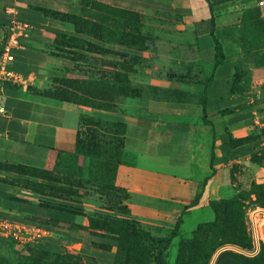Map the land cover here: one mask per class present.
Segmentation results:
<instances>
[{
    "label": "crops",
    "instance_id": "0c3cea01",
    "mask_svg": "<svg viewBox=\"0 0 264 264\" xmlns=\"http://www.w3.org/2000/svg\"><path fill=\"white\" fill-rule=\"evenodd\" d=\"M258 1L0 0V107L4 110L0 112V163L53 170L61 153H74L81 118L118 122L122 125L121 149L128 158L116 165L113 184L128 195L123 201L125 216L164 221L173 216L164 209L166 202L188 205L197 196L198 205L206 203L230 183L232 166H249V157L264 143L241 140L260 125L264 114V65L256 64L255 54L261 51L256 48L257 35L248 33L243 50L238 31L239 17L248 8L258 13L251 14L247 22L260 19L264 26V0L261 5ZM92 3L177 22L175 31L159 32L160 45L171 50L173 39L187 41L191 58L182 68L170 67L160 76L147 77V70L138 75L146 81L133 107L126 111L92 108L39 94L36 90L42 83L65 68L66 77H85L69 71L81 63V57L94 59L98 65L109 60L118 66L145 55L144 49L132 43L104 41L101 31L76 30L59 15L89 20L96 28L102 21ZM13 38L15 43L8 48L11 59L6 60L3 46ZM126 74L137 76L131 70ZM117 98L109 101H132ZM74 163L80 166L81 158L77 156ZM14 177L15 172L0 169V178L24 183ZM7 194L17 200L6 199ZM87 197L66 194L62 200L82 207L83 213L108 211L120 216L113 209L90 203ZM55 204L54 194L0 182V214L24 221L35 215L49 224L46 235L28 242L56 238L51 235L55 226L65 234L59 241L66 251L91 264H112L115 245L109 251L99 250L83 229L68 236L69 224L53 226L48 221L56 214ZM72 222L88 224L82 214L75 215ZM69 237L76 241L66 244ZM94 241L111 242L107 237Z\"/></svg>",
    "mask_w": 264,
    "mask_h": 264
},
{
    "label": "rangeland",
    "instance_id": "374dc122",
    "mask_svg": "<svg viewBox=\"0 0 264 264\" xmlns=\"http://www.w3.org/2000/svg\"><path fill=\"white\" fill-rule=\"evenodd\" d=\"M100 9L102 12L99 17L103 20H112L113 25L117 23L119 27H122L127 33L123 38L128 39L138 48L144 49L145 55L142 58L131 57L118 66L112 65L109 60H103L102 64L98 65L94 59L81 57V63H76L69 71L73 74L81 73L85 77H66L65 68L59 75L44 81L38 89L59 94L63 90L66 92L65 98L69 96L73 99H84L88 103L116 99V97L120 100L132 99L129 102L121 101L120 104L113 103L121 111H126L128 106L133 107V101L142 91V83L146 81V78H140L138 75L145 74L144 72L147 70V77L160 76L170 67L172 69L179 68V66L182 68L183 64L191 58L190 44L187 41L182 43L181 39H173L171 50H166L164 46L160 45L159 32L162 30L175 31V27L179 25L177 22L154 16ZM211 24L213 25V17ZM260 41L264 42V37L261 35ZM128 70L135 72L137 76H126L125 71ZM105 92L109 93L111 97L104 96ZM263 126L264 114L260 118V125L253 132H260ZM121 132V126L103 121L97 122L89 118L84 119L80 125L78 136L83 144L89 143L90 145L86 153L79 156L81 158L80 166H75L72 157L66 159V156H63L50 171L39 168L18 169L35 190L48 189L51 191V188H54L55 194L57 192L66 194V191L68 193L72 191L73 194H88L86 200L90 203L113 209L124 215L126 211L123 209V201L128 198V195L120 189L112 188L109 181L114 165L128 158V155L121 149ZM258 152L249 157V166H245L244 169L242 168L244 165L239 167L233 165L230 183L224 185L219 194L208 199L202 205H198L197 201L188 205L166 202L163 207L172 212L173 216L164 221L139 220L134 216H125L124 230L120 232L121 250L118 264H124L126 260L128 264H137L147 255L149 261L143 264H175L179 259L186 261L183 264H194L192 261L194 250L184 249L182 242L190 241V246L195 249L197 228L204 223L213 221L220 213L219 202L226 200H236L240 203V208L243 211L242 222L248 232L247 214L252 210H257V207L261 208L254 201L251 193L252 182L264 184V167L260 164L264 157V150ZM66 162H68L67 167ZM251 164L253 168H250ZM103 166L107 169L106 174L102 170ZM92 167L93 169H91ZM67 173L69 175L66 176ZM254 214L258 220L257 231H261L264 229V216L258 212ZM224 246L233 247V245L226 244L220 249ZM145 247L149 250L146 251ZM158 248L161 249L159 253H157ZM220 249L212 254L208 264L213 263L215 255ZM126 251L128 255H125ZM52 261V257H40L31 252L24 242L13 241V243H4L0 246V264H50ZM54 262L53 264H66L60 263L59 260ZM67 264L70 262L68 261ZM80 264L91 263L81 259Z\"/></svg>",
    "mask_w": 264,
    "mask_h": 264
},
{
    "label": "trees",
    "instance_id": "16d2710c",
    "mask_svg": "<svg viewBox=\"0 0 264 264\" xmlns=\"http://www.w3.org/2000/svg\"><path fill=\"white\" fill-rule=\"evenodd\" d=\"M91 7L96 9L98 19H99L100 12H102V9L100 8H105L108 10L122 12V13L134 14L132 12H127L124 10L112 8L104 4L92 3ZM256 10L257 9H254V8H248L244 10L241 16L239 17L240 25H239L238 31L240 29L241 32L240 31L239 32L242 34V37L239 42L241 43L242 48L244 50L247 45L246 41L249 36L248 33L252 34L256 32V35H257L256 43L258 45L256 48L261 49V51L255 54L256 64L264 65V42L260 41V35L264 37V26L261 23L260 19H257L256 21H253V22H247V19L249 18L251 14L258 13V10L257 11ZM52 13L54 14L56 12H52ZM59 15L63 18L65 17L66 21L71 22L72 25L76 28V30L83 31V32L85 31L88 34L89 33L93 34L94 31H101L102 38L104 41L107 39L109 40L113 39V41L117 43H131L128 39L123 38L124 35H127V33L124 32L123 28L119 27L117 23L113 25L112 20H103L100 18V21H102V23H99L100 25L97 23V27L94 28V23H92L89 20H84L82 18H79L74 15H70V14H66V16L65 14H59ZM252 35L254 36V34ZM217 49L219 50L218 46H217ZM36 91L41 95L54 98L57 101L71 102L75 104H83V105L90 106L92 108H100V109L115 108L121 111L120 108H117V105H114L112 102L109 101L110 99L99 100L97 103H88V101L84 99L78 100V99H73L69 96L65 98L66 92L63 90L60 92V94L53 93L51 91H44L40 89H37ZM105 93H106L105 95L104 94L102 95L111 97L109 93L107 92ZM87 118L93 119L91 117H87ZM87 118H81L80 123H82V121ZM95 121L98 122L99 120H95ZM104 123H108V122H104ZM112 124H115V123H112ZM115 125L122 127V125L118 122ZM255 129L256 128H254L250 134H248L245 138H242L241 140L242 141L263 140L264 141V126L262 130L258 133L253 132ZM78 131L76 132L74 153L66 154L65 152H63L59 155V160L62 159L63 156H66V159L68 158L71 159L72 157L75 162L77 156H80L86 153L88 146L90 144L82 143V141L80 140V137L78 136ZM120 142H121V137H120ZM261 150H264V143H263V146L261 147ZM261 150H258V151H261ZM254 153L255 152H253L252 154ZM260 164L262 167H264V157L260 161ZM67 165H68V162H66V167ZM116 165H114L111 171V174L109 176L110 185L112 186V188L120 189L122 192L126 194L123 188L115 186L113 184L114 169ZM18 168H36V167L0 163V169H4V171L6 172H9V171L15 172L14 178L20 179L21 181H24V183L20 184L19 182H14L12 180H6L2 178H0V182H2L5 185H19L23 188L32 189L34 191L48 192V193L54 194V196L56 197V204H55L56 214L54 216L50 215L48 217V219L50 220L48 221H50L53 226L57 222H66L67 224H69L70 227L67 229L68 231H66V235L68 236H70V232H73V231L76 232V230L83 229L86 232V235H87L86 238L90 241V243L93 246H95V248L99 250L109 251L111 245H115L116 250L114 252L112 264L119 263L120 261L119 255H120V250H121V245H120L121 233L120 232L124 230V224L126 223V220L124 219L126 218L125 215L122 214L121 216L120 214V216H115L113 213H109L108 211L106 212L101 211V212H96V213L95 212L83 213L82 207H77L73 205L72 202L70 201L62 200L63 197L66 198V194H73L74 192L70 191V193H68L66 191V194L65 193L59 194V192L55 194L54 188H51V191L48 189L35 190V188L30 184V182L23 177V174ZM102 168H103L102 170L104 174H106L107 173L106 167L103 166ZM91 169H93V167ZM251 193L253 194L254 201L258 204V206L264 209V184L252 182ZM5 198L11 201L17 200V198L11 194L5 195ZM57 199L59 200L57 201ZM196 199H197V196L194 197V200L192 203H194ZM219 206H220V213L217 215V217L213 221L204 223L197 228L196 233H195V240L197 242L195 249L190 246L191 245L190 241L182 242V246L184 249L188 248V249L194 250V256H192V261H194V264H208L212 254L216 250L220 249L221 246L226 245V244L233 245L236 248L244 249V250H248L251 247L249 234L246 231L245 226L242 222L243 211L240 208V203H238L236 200H230V201L226 200V201L219 202ZM102 208H105V207H102ZM106 209H109V208H106ZM123 209L127 212L124 205H123ZM81 214L86 215L87 220H88L87 226H79L72 222L73 217L75 215H81ZM34 216L30 217L27 221H24V220H17L8 215L0 214V218H6V219H9L15 222L24 223L28 225H34V226L47 229V226L49 225V224L47 225V220H41V219L37 220V217L34 218ZM96 229L99 232L96 231ZM51 232H52L51 235L55 236L56 238L46 237L44 239L42 238V240L40 239L35 242H25L26 247L31 252L35 253L36 255H39L40 257L42 256L52 257L53 261L50 264H53L54 261L56 262L58 260L60 261V263L67 264V262L69 261L70 264H80V260H81L80 255L66 251L63 244L59 241V239L63 238L62 236L65 235L64 232H62L61 229L59 228H55V226L51 230ZM95 237H103V238L107 237L109 240H111V242L105 241L103 243H99V242L97 243L94 241ZM73 241H76L75 238L69 237L68 240H66V244L72 243ZM4 243H13V240L3 239V238L0 239V246ZM144 249L146 251L149 250V248L147 247H145ZM82 250L86 251V249L84 250V248H82ZM160 250L161 249L158 248L157 253H159ZM125 255H128L127 251ZM179 260H176L175 264L186 263V261L183 259H179ZM147 261H149L148 255L142 258L141 260H139L137 264H143L144 262H147ZM124 264H128L127 260L124 262ZM212 264H264V239L259 245L258 252L253 256H245L231 249H220L216 253Z\"/></svg>",
    "mask_w": 264,
    "mask_h": 264
},
{
    "label": "built area",
    "instance_id": "2783aa9c",
    "mask_svg": "<svg viewBox=\"0 0 264 264\" xmlns=\"http://www.w3.org/2000/svg\"><path fill=\"white\" fill-rule=\"evenodd\" d=\"M258 4H262V0L258 1ZM17 28L21 29L22 26L15 25ZM15 43L14 38L10 39L9 42H7L3 46V54L6 60H10L11 56L8 53V48L10 45ZM3 75L7 76V73H4ZM11 78H14L11 76ZM4 110L0 107V112H3ZM256 208V207H255ZM257 210H252L247 214V222H248V234L250 237V243L251 247L248 250L239 249L236 247H228L224 246L221 249H231L237 253L243 254L245 256H253L255 255L259 250V245L264 239V229L257 231V225L256 223L258 220L256 219V215L254 213H261L264 216V210L261 208H256ZM47 234V230L34 226V225H28L24 223L15 222L6 218H0V238L13 240L15 242L25 243L37 238H40L41 236H44Z\"/></svg>",
    "mask_w": 264,
    "mask_h": 264
}]
</instances>
